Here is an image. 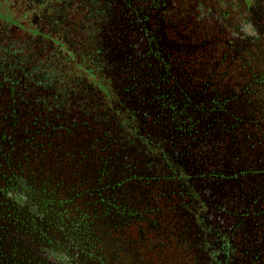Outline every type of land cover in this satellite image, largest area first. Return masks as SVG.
<instances>
[{"label": "flooded vegetation", "instance_id": "af4514ba", "mask_svg": "<svg viewBox=\"0 0 264 264\" xmlns=\"http://www.w3.org/2000/svg\"><path fill=\"white\" fill-rule=\"evenodd\" d=\"M0 264H264V0H0Z\"/></svg>", "mask_w": 264, "mask_h": 264}]
</instances>
